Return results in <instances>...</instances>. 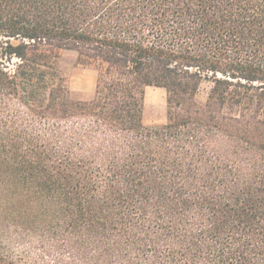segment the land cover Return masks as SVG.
I'll return each mask as SVG.
<instances>
[{"label": "trees", "instance_id": "1", "mask_svg": "<svg viewBox=\"0 0 264 264\" xmlns=\"http://www.w3.org/2000/svg\"><path fill=\"white\" fill-rule=\"evenodd\" d=\"M0 264H264V0H0Z\"/></svg>", "mask_w": 264, "mask_h": 264}, {"label": "rangeland", "instance_id": "2", "mask_svg": "<svg viewBox=\"0 0 264 264\" xmlns=\"http://www.w3.org/2000/svg\"><path fill=\"white\" fill-rule=\"evenodd\" d=\"M58 68L66 76L68 86L77 97H84L94 89L96 71L82 68L75 63V52L63 50ZM210 87L209 82L199 86L197 98L204 100ZM165 91L159 87H147L145 90V109L143 121L145 124H158L165 121Z\"/></svg>", "mask_w": 264, "mask_h": 264}, {"label": "crops", "instance_id": "3", "mask_svg": "<svg viewBox=\"0 0 264 264\" xmlns=\"http://www.w3.org/2000/svg\"><path fill=\"white\" fill-rule=\"evenodd\" d=\"M87 69H91V68H87ZM147 87H154V86H147ZM146 88H145V90H146ZM92 92H93V90L90 93H88L87 95H85L84 97H89ZM144 109H145V93H144ZM143 118H144V110H143Z\"/></svg>", "mask_w": 264, "mask_h": 264}]
</instances>
